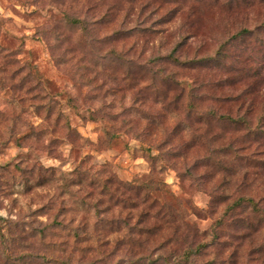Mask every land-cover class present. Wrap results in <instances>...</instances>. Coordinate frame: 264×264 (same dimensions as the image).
Wrapping results in <instances>:
<instances>
[{"label":"rangeland","instance_id":"obj_1","mask_svg":"<svg viewBox=\"0 0 264 264\" xmlns=\"http://www.w3.org/2000/svg\"><path fill=\"white\" fill-rule=\"evenodd\" d=\"M227 2L0 0V264H264L227 209H264V69L229 67L264 62V0Z\"/></svg>","mask_w":264,"mask_h":264},{"label":"trees","instance_id":"obj_2","mask_svg":"<svg viewBox=\"0 0 264 264\" xmlns=\"http://www.w3.org/2000/svg\"><path fill=\"white\" fill-rule=\"evenodd\" d=\"M235 0H228L227 4L226 5H232L234 3ZM245 1V0H243ZM253 1V0H251ZM252 3V2H251ZM62 16H63V23L65 25H68V26H71V27H80L82 32L85 31L87 28L83 25V20L75 17V16H71L69 14H66V13H62ZM264 27V23L262 25ZM251 33V30L248 29V28H241L239 29L238 31H236L233 36L231 37V39H238V40H242L243 37H245V35ZM228 43V41H226L225 43H223L220 47L222 48L221 51H217L216 52V56L215 57H205L204 58H199V57H192V58H188V59H182L180 60L179 57H177L176 55H174V52H171V53H168V54H164V55H161V56H158L156 58H152V60H161V61H165V62H174L176 64H179V65H183V66H192V67H197V65H210V64H213V65H221L222 64V61L225 62V56H226V51L228 50V48H226V44ZM238 54H233V57H237ZM240 58H236V61L231 63L229 65V67H231V70H235V71H238L239 74H243V73H246V71H254L253 74H256L257 73V70L258 69H264V62L262 60L259 61V63H257V65L255 67H252V66H248L247 63H240L241 62L239 60ZM246 61V60H244ZM237 63L239 65H237ZM234 65V66H233ZM207 68L209 66H206ZM238 67V69H237ZM7 69V64H6V59L4 56H1L0 57V76L2 73H5ZM246 70V71H245ZM166 79H168V84L171 82V81H176L174 80V78H172L171 76H165ZM174 82H171V83H174ZM183 84L184 82L181 81V82H175L176 85H179L180 87V90L184 89V87L181 89V85L180 84ZM196 87H198V84H196ZM199 88V87H198ZM190 91L192 93H195L194 95L196 97H202L204 94L199 91V92H196L195 88L193 86H190ZM263 115V114H262ZM223 117H226L225 115H223ZM242 205H247L252 213L255 215L258 216V218L261 220L262 218L264 219V209L259 205L258 201L251 198V197H237L235 198L230 206H228V210H231V209H234L236 207H239V206H242ZM1 219V218H0ZM198 249V248H191V249H188L186 250L182 255H181V258L182 259L183 257L185 259H182V260H185L187 261V259H189V255L193 254L195 252V250ZM59 263H62V264H66V262H59ZM151 263V262H150ZM161 264V263H160ZM166 264H168V262H166Z\"/></svg>","mask_w":264,"mask_h":264}]
</instances>
